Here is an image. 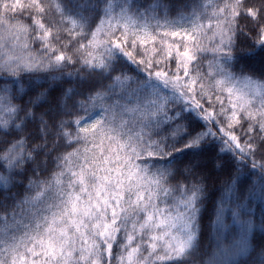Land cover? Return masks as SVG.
Masks as SVG:
<instances>
[{
    "label": "snow or ice",
    "instance_id": "snow-or-ice-1",
    "mask_svg": "<svg viewBox=\"0 0 264 264\" xmlns=\"http://www.w3.org/2000/svg\"><path fill=\"white\" fill-rule=\"evenodd\" d=\"M0 264H264V0H0Z\"/></svg>",
    "mask_w": 264,
    "mask_h": 264
}]
</instances>
